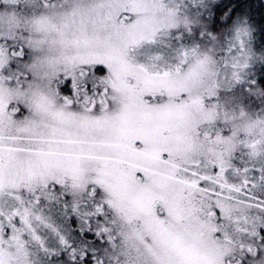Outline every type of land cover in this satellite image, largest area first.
I'll use <instances>...</instances> for the list:
<instances>
[{"label":"snow or ice","instance_id":"6c2138e0","mask_svg":"<svg viewBox=\"0 0 264 264\" xmlns=\"http://www.w3.org/2000/svg\"><path fill=\"white\" fill-rule=\"evenodd\" d=\"M0 264H264V0H0Z\"/></svg>","mask_w":264,"mask_h":264}]
</instances>
